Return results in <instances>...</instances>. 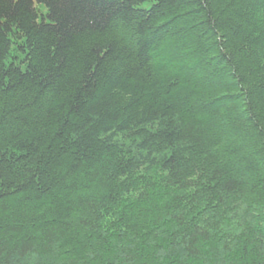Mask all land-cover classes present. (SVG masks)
<instances>
[{"label":"trees","instance_id":"obj_1","mask_svg":"<svg viewBox=\"0 0 264 264\" xmlns=\"http://www.w3.org/2000/svg\"><path fill=\"white\" fill-rule=\"evenodd\" d=\"M0 264H264V0H0Z\"/></svg>","mask_w":264,"mask_h":264}]
</instances>
